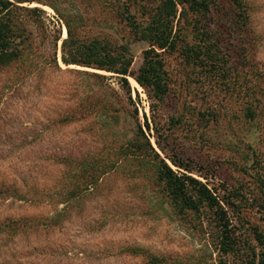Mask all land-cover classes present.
<instances>
[{"label":"rangeland","instance_id":"1","mask_svg":"<svg viewBox=\"0 0 264 264\" xmlns=\"http://www.w3.org/2000/svg\"><path fill=\"white\" fill-rule=\"evenodd\" d=\"M233 1L215 0L210 13L189 11L176 24L177 48L161 56V100L136 81L149 43L117 16L133 11V0L14 1L29 46L27 62L0 69V264H259L264 0ZM36 7L42 12L28 11ZM66 20L77 39L129 45L130 92L113 73L63 62ZM247 101L254 118L242 110ZM137 120L174 170L167 154L190 162L193 176L226 199L227 227L204 206L180 213L152 164L117 155Z\"/></svg>","mask_w":264,"mask_h":264},{"label":"trees","instance_id":"2","mask_svg":"<svg viewBox=\"0 0 264 264\" xmlns=\"http://www.w3.org/2000/svg\"><path fill=\"white\" fill-rule=\"evenodd\" d=\"M14 1L0 0V69L11 67L19 62H27L25 52L29 46V37L15 14L16 10L22 7H18ZM133 1V11L127 7L123 11L120 10L121 12L117 11V16L128 24L135 35L141 36L149 43L150 48L144 52V65L141 68L140 75L136 77V81L147 90L151 98L154 96L161 100L167 91V85L164 80V62L161 56L162 53L177 48L179 34L175 32L176 24L182 21L189 11L200 16L210 13L215 0ZM233 2L239 5L238 0ZM53 8L62 16L55 7ZM28 11L33 13L42 12L37 7ZM243 12L244 10H242V20L245 17ZM243 22H246V19ZM65 23L68 27L69 36L62 43L63 62L66 65H78L113 73L121 78L130 92V84L127 77L133 63V55L129 45H117L109 38L98 36L87 40L77 39L72 34L69 21L66 20ZM59 39L58 36L55 41H59ZM186 52L193 57L198 56L201 51L194 46H190L186 49ZM210 54L211 51L206 53L208 56H211ZM53 62L57 63L56 57L53 58ZM85 74L98 79L106 78L105 75L99 73ZM249 102L243 103L242 110L245 113V117L254 118L256 107ZM144 117L146 127L150 130L147 115L145 114ZM131 132L130 141L117 155L125 154L126 160L134 159L131 162L144 160L152 164L151 166L154 168L156 176L155 180L160 184L165 196L171 199L173 205L176 206L180 213L199 211L204 206L214 210L220 222H224L223 226H228V213L223 205V203L228 204L226 199L220 198L217 194V189L211 187L208 182H203L193 176V173L198 171L190 165V162L167 154L168 160L179 169L178 171L174 170L155 149L138 120L135 121ZM157 145L161 151L165 152V148L160 141H157ZM117 161L110 163L112 167L118 163ZM86 165L87 167L84 169L86 172L93 168L92 163H87ZM104 168H101L103 171L97 178L95 177L97 175L87 176V186L98 181L108 172L106 171L107 166ZM199 174L207 179L206 175ZM257 239L264 246V233H258ZM227 240L229 239L226 237L223 241L224 251L230 250V243ZM259 264H264V251Z\"/></svg>","mask_w":264,"mask_h":264}]
</instances>
